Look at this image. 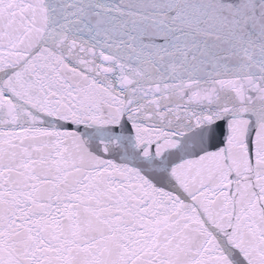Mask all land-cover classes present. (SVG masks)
Segmentation results:
<instances>
[{
  "label": "snow or ice",
  "instance_id": "obj_1",
  "mask_svg": "<svg viewBox=\"0 0 264 264\" xmlns=\"http://www.w3.org/2000/svg\"><path fill=\"white\" fill-rule=\"evenodd\" d=\"M0 264H264V0H0Z\"/></svg>",
  "mask_w": 264,
  "mask_h": 264
}]
</instances>
